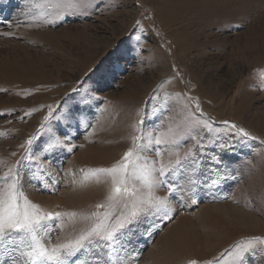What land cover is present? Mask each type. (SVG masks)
<instances>
[{"label": "rangeland", "instance_id": "rangeland-1", "mask_svg": "<svg viewBox=\"0 0 264 264\" xmlns=\"http://www.w3.org/2000/svg\"><path fill=\"white\" fill-rule=\"evenodd\" d=\"M49 11L0 0V176L35 136L21 165L25 195L46 212L96 211L110 184L104 176L85 181L82 170L110 167L134 136L179 135L198 102L203 116H194L216 130L193 133L204 146L203 154L194 149L201 162L168 176L179 190L169 195L165 185L157 194L169 195L170 218L142 219L122 237L120 255L125 264H230L237 241L264 237V0H104L51 24ZM49 111L48 125L70 136L44 156L47 135L38 130ZM69 112L82 122L67 127ZM225 120L256 139L223 131ZM225 141L230 151L221 152ZM195 142L184 137L160 145L159 156L155 148L141 155L158 168ZM217 174L226 179L213 184ZM83 226L67 217L50 223L52 243ZM248 264H264V253Z\"/></svg>", "mask_w": 264, "mask_h": 264}, {"label": "snow or ice", "instance_id": "snow-or-ice-1", "mask_svg": "<svg viewBox=\"0 0 264 264\" xmlns=\"http://www.w3.org/2000/svg\"><path fill=\"white\" fill-rule=\"evenodd\" d=\"M103 2L104 0H29V7L35 8L38 3L47 4L50 11L45 16L51 14L53 18L46 19L45 22L51 24L62 21L66 15L94 10L97 4ZM136 25H139V21H136ZM136 39L139 40V37ZM260 86L264 88V74ZM194 113L203 116L198 102L195 103L193 111L188 113L183 131L179 135L169 130L168 133L159 134L154 139L151 132H148L146 137L134 136L133 146L110 167L82 170L85 181L95 177L99 182V177L104 176L110 184L104 202L96 204V211L90 213L46 212L25 195L23 185L26 171L21 165L36 140L35 136L30 137L25 145H21L25 148L21 159L9 166L0 176V261L11 259V264H125L120 255V249L123 247L122 237L150 214L162 213V219H169V213L172 211L169 195H174L179 190V186L170 183L168 176L183 174L182 169L188 166L194 167L201 162L197 151L203 154L204 146L196 140L193 133L197 129L207 132L216 131L209 124L210 118L201 119L195 117ZM51 117L52 112L49 111L48 115L43 117L38 130L46 132L47 135L41 147L44 156H51L57 150L64 149L70 136L67 130L61 132L50 127L47 122ZM63 119L69 122L67 127H71L72 121L78 124L82 122L80 114L72 112L65 114ZM221 123L225 125L223 131L232 133L241 140L256 139L235 123L226 120ZM184 137L196 141L193 147L189 148L184 156L177 153L175 160L160 163L158 168L155 161L148 162L141 155L145 149L155 148L159 156L160 145L178 144V141ZM141 139H147V144L137 143ZM72 147L75 146L68 147L67 150L71 151ZM219 148L221 152L230 151V144L225 141L219 145ZM142 159L145 160L143 164L140 163ZM207 159L217 167L221 164L217 155L209 156ZM42 167L43 164L38 165V168ZM32 178L40 180L35 172L32 173ZM209 178L211 179V176ZM188 179L191 182V177ZM222 179H226V176L217 174L212 183L216 184ZM165 185L169 195H158L157 189ZM65 217L73 223L79 220L84 226L74 230V234L65 239L52 243L50 238L52 229L48 225ZM60 227L63 229L64 225L61 224ZM258 253H264V237L261 236L237 241L227 252L231 256L230 264H248L249 257L256 258ZM189 264H197V262L193 260L189 261ZM205 264H221V261L213 259L206 261Z\"/></svg>", "mask_w": 264, "mask_h": 264}, {"label": "bare ground", "instance_id": "bare-ground-1", "mask_svg": "<svg viewBox=\"0 0 264 264\" xmlns=\"http://www.w3.org/2000/svg\"><path fill=\"white\" fill-rule=\"evenodd\" d=\"M70 53V52H69Z\"/></svg>", "mask_w": 264, "mask_h": 264}]
</instances>
